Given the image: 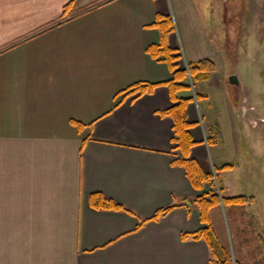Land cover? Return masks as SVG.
Returning <instances> with one entry per match:
<instances>
[{"label":"crops","instance_id":"crops-1","mask_svg":"<svg viewBox=\"0 0 264 264\" xmlns=\"http://www.w3.org/2000/svg\"><path fill=\"white\" fill-rule=\"evenodd\" d=\"M205 13L191 0H0V264H211L204 239L183 237L205 225L194 200L210 185L195 188L174 162L181 153L162 111L192 97L187 154L218 169L227 197L245 194L231 181H250L264 141L250 134L258 119L241 79L226 74L225 62H238L233 41ZM157 15H173L168 47L214 66L176 100L162 83L168 61L147 51L161 40ZM137 81L158 84L115 98ZM92 193L120 207L94 206Z\"/></svg>","mask_w":264,"mask_h":264},{"label":"rangeland","instance_id":"rangeland-1","mask_svg":"<svg viewBox=\"0 0 264 264\" xmlns=\"http://www.w3.org/2000/svg\"><path fill=\"white\" fill-rule=\"evenodd\" d=\"M191 1L200 17L204 14L206 16V10L214 11L217 34L220 36L224 34L223 30L227 31V36L231 41H235L233 46L229 44L228 47L231 49L232 59H237L238 62H225L226 74L229 77L233 72L241 79L242 86L237 89L241 94L247 95L249 114L258 119L254 128L248 126L251 129L250 134L253 141H264V0ZM225 6L228 10L224 20ZM205 16L202 20L203 26L207 25ZM236 28L239 34L237 38ZM246 31L248 33H245ZM211 33L210 40L214 41L215 32ZM233 86L235 88V85ZM258 144L262 154L257 169L249 170L251 176L249 182L252 187L248 189L247 180L243 184L233 180L230 187L233 194L245 192L244 196L249 197L255 193V197L252 194L254 201L251 200L249 202L251 204L246 205L247 209L232 203H224L214 206L212 211L217 241L229 251L237 264H264V145ZM217 174L219 175L218 169ZM221 193L228 196L229 190L221 187ZM240 208L239 211L234 210ZM240 211L242 212L239 213Z\"/></svg>","mask_w":264,"mask_h":264},{"label":"trees","instance_id":"trees-1","mask_svg":"<svg viewBox=\"0 0 264 264\" xmlns=\"http://www.w3.org/2000/svg\"><path fill=\"white\" fill-rule=\"evenodd\" d=\"M153 25H156L158 27L161 35V40L159 41V43L149 45L147 47V51H149L152 56L158 59L168 61L173 74L170 79L162 83L167 84L170 89L172 98L176 100L174 94H176L181 89H191V87L197 80L208 78L214 66L210 60L201 59L196 62H187L186 67L182 63L181 53L179 49H173L165 44V35L174 29L173 20L170 15H157ZM177 60H180L181 66L177 65ZM187 70L189 71L190 79L187 76ZM156 84L158 83H151L146 81L134 82L131 85L127 86L125 89L118 91L115 94V98L119 95H123L124 97L129 93L135 92L140 94L146 91H150ZM128 90L129 92L125 93ZM191 98L192 97H179L177 98L178 100L176 101V103L171 105L168 109L162 111V114H167L172 117V141L175 144L174 148L181 153V156L177 157L174 162L184 167L186 175L195 188L200 189L204 182L210 185L209 190L196 196L194 200L199 207L200 220L205 225L192 233H183V237L192 236L195 239H204L211 249V264H237L236 261L232 258V255L229 253V251L218 243L216 234L210 223L209 210L214 206L224 203L243 205L245 204V202H247V200H249V197L244 195H237L232 197L223 196L221 193V186L218 179L217 168L214 167V171H206L205 169L203 170V168L194 158L188 156L187 153L190 147L194 144L189 130L191 122L187 120L186 116V104L187 101ZM119 101H117V103ZM73 123L77 126V129H80L82 127V124L80 122L73 121ZM207 141L210 142V139L207 138ZM90 201L94 206H97L99 208L116 209L120 207L119 204H117L115 201L103 196L100 193H92L90 195ZM167 209L168 208L160 209L154 214L153 218L158 217L159 214Z\"/></svg>","mask_w":264,"mask_h":264},{"label":"flooded vegetation","instance_id":"flooded-vegetation-1","mask_svg":"<svg viewBox=\"0 0 264 264\" xmlns=\"http://www.w3.org/2000/svg\"><path fill=\"white\" fill-rule=\"evenodd\" d=\"M225 10H226L225 12H227L228 8L226 7ZM234 14H235V13H234ZM238 35H239V34H238V32H237L235 38H237ZM229 39H230V38L226 35V36L224 37V43L229 42ZM230 41H231V40H230ZM233 44H235V41H233Z\"/></svg>","mask_w":264,"mask_h":264},{"label":"water","instance_id":"water-1","mask_svg":"<svg viewBox=\"0 0 264 264\" xmlns=\"http://www.w3.org/2000/svg\"><path fill=\"white\" fill-rule=\"evenodd\" d=\"M229 82L235 84V83L237 82L236 75H234V74L231 75V76L229 77Z\"/></svg>","mask_w":264,"mask_h":264},{"label":"built area","instance_id":"built-area-1","mask_svg":"<svg viewBox=\"0 0 264 264\" xmlns=\"http://www.w3.org/2000/svg\"><path fill=\"white\" fill-rule=\"evenodd\" d=\"M186 65V64H185ZM187 67V66H186ZM187 76L189 77L190 79V74H189V71L187 70ZM215 177V176H214Z\"/></svg>","mask_w":264,"mask_h":264}]
</instances>
